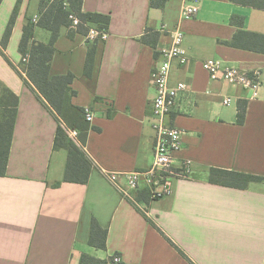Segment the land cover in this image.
<instances>
[{"label": "crops", "instance_id": "obj_1", "mask_svg": "<svg viewBox=\"0 0 264 264\" xmlns=\"http://www.w3.org/2000/svg\"><path fill=\"white\" fill-rule=\"evenodd\" d=\"M184 4H196V14L181 19ZM17 5L2 50L6 58L0 52V95L4 87L18 97L0 176V264H78L83 253L101 259L117 254L124 264H264V184L237 189L206 179L208 167L264 176V54L223 44L237 31L232 15L244 17L246 30L264 34V9L231 0H167L164 8L151 7L150 0H83L82 11L109 16L91 75L83 74L88 43L80 33L61 32L50 65V75H74L70 103L89 108L90 123L99 128L88 131L82 147L92 162L88 180L75 183L63 181L66 150L53 147L56 118L16 70L22 27L37 16L38 0H2L0 42ZM177 26L187 60L172 63L169 83L184 82L186 90L166 120L182 130L174 165L189 162L191 174L174 182L170 196L145 200L141 188L129 190L127 198L106 172L151 164L152 76ZM153 32L155 47L140 39ZM49 36L34 30L37 41L46 43ZM209 58L260 68L258 97L210 79L203 68ZM239 100L246 101L242 124L236 122ZM119 184L126 188L123 180ZM92 219L107 230L104 249L88 244Z\"/></svg>", "mask_w": 264, "mask_h": 264}, {"label": "trees", "instance_id": "obj_2", "mask_svg": "<svg viewBox=\"0 0 264 264\" xmlns=\"http://www.w3.org/2000/svg\"><path fill=\"white\" fill-rule=\"evenodd\" d=\"M83 0H38L37 20L32 21L28 17L22 27V33L18 44L21 55L20 65L17 72L25 73V80L32 87L39 99H44L48 109L53 113L58 125L54 137L53 147L55 150H66V163L63 181L86 183L91 171L92 162L83 151L88 131L99 130L86 120L84 108L70 103L75 91L71 88L74 75L71 72L50 75V65L55 52L54 43L63 30H67L71 37L75 33L86 35L89 27L106 30L109 24V16L95 12L82 11ZM233 3L253 8L264 9V0H231ZM2 0H0L1 4ZM167 0H150L151 7L164 8ZM66 3V5L64 4ZM17 7L14 8L8 26L4 31L0 42V52L5 57L3 49L6 48L11 30L17 15ZM74 14L79 19L75 29H71L69 15ZM230 24L237 28L231 40L223 41V44L264 54V34L248 31L244 28V17L232 15ZM42 28L50 33L46 43L37 41L34 30ZM147 33V32H146ZM143 35L140 39L144 43L156 46L158 34ZM153 37V38H150ZM97 39L87 40L88 49L84 64L83 74L89 77L92 72ZM6 58V57H5ZM21 75V73H20ZM18 97L7 88H2L0 95V176L5 174L8 152L11 142L12 130L17 111ZM246 110V101L237 102L236 122L242 124ZM62 122V123H61ZM77 131L76 139L68 136L67 130ZM207 181L222 186L247 189L252 183L264 184V176L253 173L229 170L217 167H208ZM145 200H149L148 192L141 194ZM107 230L95 219L91 220L88 244L104 249L106 247ZM111 256L101 259L93 255L81 254L78 264H108Z\"/></svg>", "mask_w": 264, "mask_h": 264}, {"label": "built area", "instance_id": "obj_3", "mask_svg": "<svg viewBox=\"0 0 264 264\" xmlns=\"http://www.w3.org/2000/svg\"><path fill=\"white\" fill-rule=\"evenodd\" d=\"M66 5V3H64ZM198 6L196 4H184L182 6L181 19L190 18L196 14ZM71 29H75L79 24V19L70 14ZM37 16L32 17L36 22ZM106 30H99L89 27L85 35L87 40H103L107 37ZM183 31L177 26L171 32V42L168 47L161 50V61L153 72L152 82L155 88V96L151 104L153 116L152 128L154 130V148L151 164L141 170H131L125 172L108 171L106 178L117 187L127 198L130 197L129 190L137 191L141 188L148 192L149 200L170 196L174 189V182L178 179L189 178L191 167L189 162H182L175 166V152L182 146V130L167 123V117L174 109L178 95L186 90L184 82H177L170 85V68L174 61L182 65L187 60V53L183 47ZM203 68L212 80H223L231 84L239 85L249 92V97H258L261 87V69L244 70L237 65L224 63L218 58H209L203 62ZM231 97L226 96L223 104L228 105ZM87 121L92 120V113L89 108H84ZM68 136L75 140L77 131L67 130ZM123 180L125 187L120 186L119 181ZM134 201V200H133ZM137 205V203H136ZM142 212L147 213L144 209ZM108 264H124L117 254L111 256Z\"/></svg>", "mask_w": 264, "mask_h": 264}, {"label": "rangeland", "instance_id": "obj_4", "mask_svg": "<svg viewBox=\"0 0 264 264\" xmlns=\"http://www.w3.org/2000/svg\"><path fill=\"white\" fill-rule=\"evenodd\" d=\"M85 108H87V107H85ZM90 122V121H89ZM62 123V122H61Z\"/></svg>", "mask_w": 264, "mask_h": 264}]
</instances>
